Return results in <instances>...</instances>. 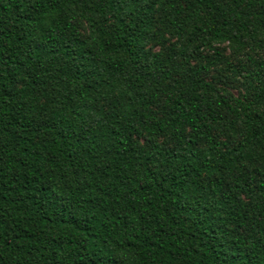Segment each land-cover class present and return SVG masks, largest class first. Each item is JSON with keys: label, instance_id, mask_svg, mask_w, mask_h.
Segmentation results:
<instances>
[{"label": "trees", "instance_id": "16d2710c", "mask_svg": "<svg viewBox=\"0 0 264 264\" xmlns=\"http://www.w3.org/2000/svg\"><path fill=\"white\" fill-rule=\"evenodd\" d=\"M0 264H264V0H0Z\"/></svg>", "mask_w": 264, "mask_h": 264}, {"label": "rangeland", "instance_id": "374dc122", "mask_svg": "<svg viewBox=\"0 0 264 264\" xmlns=\"http://www.w3.org/2000/svg\"><path fill=\"white\" fill-rule=\"evenodd\" d=\"M226 47V45H225V43H222V44H217V47H219V48H221V47ZM158 50H161V48L160 49H158ZM224 52L225 53H228L229 52V50H228V48H225V50H224ZM215 75L212 73H210L209 74V76H206L208 79H212V77H214ZM214 80V79H213ZM216 81V80H215ZM233 91L236 93V94H239V93H242V92H244V89H243V87L241 86V85H238V87L237 88H233Z\"/></svg>", "mask_w": 264, "mask_h": 264}]
</instances>
